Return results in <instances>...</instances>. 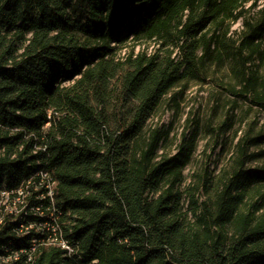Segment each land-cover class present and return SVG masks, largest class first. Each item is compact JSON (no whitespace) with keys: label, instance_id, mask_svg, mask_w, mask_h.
Wrapping results in <instances>:
<instances>
[{"label":"trees","instance_id":"1","mask_svg":"<svg viewBox=\"0 0 264 264\" xmlns=\"http://www.w3.org/2000/svg\"><path fill=\"white\" fill-rule=\"evenodd\" d=\"M226 65L229 89L264 108V0H0V188L49 171L77 248L34 264H264V167H250L264 132L250 126L222 174L205 167L184 192L197 132L170 154L169 129L149 128Z\"/></svg>","mask_w":264,"mask_h":264},{"label":"rangeland","instance_id":"2","mask_svg":"<svg viewBox=\"0 0 264 264\" xmlns=\"http://www.w3.org/2000/svg\"><path fill=\"white\" fill-rule=\"evenodd\" d=\"M261 2L256 7L248 4L246 8H250L251 14L255 15L262 7ZM241 25V20L233 25L232 35H235L234 31L239 30ZM155 45L152 42L149 49ZM230 82L228 65L219 68L212 66L205 81H191L175 100L167 99L149 121V128L164 127L170 131L161 153L166 151L175 154L183 137H192L197 132V148L192 162L184 170L180 185L184 192L198 183V174L204 173L205 167H209L214 180L217 179L223 169L229 166L239 136L250 126L255 132H264V108L235 95L229 89ZM198 125L200 128L197 130ZM261 148L264 149V145ZM261 148L255 150L259 151ZM250 167H264V155L256 159ZM208 195L204 190L199 192L201 201ZM187 198L185 193L186 208Z\"/></svg>","mask_w":264,"mask_h":264},{"label":"built area","instance_id":"3","mask_svg":"<svg viewBox=\"0 0 264 264\" xmlns=\"http://www.w3.org/2000/svg\"><path fill=\"white\" fill-rule=\"evenodd\" d=\"M37 176L18 188H0V227L11 224L14 236L0 247V264H34L43 247L61 248L68 256L77 252L64 234L55 178L46 170Z\"/></svg>","mask_w":264,"mask_h":264}]
</instances>
